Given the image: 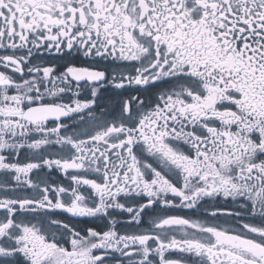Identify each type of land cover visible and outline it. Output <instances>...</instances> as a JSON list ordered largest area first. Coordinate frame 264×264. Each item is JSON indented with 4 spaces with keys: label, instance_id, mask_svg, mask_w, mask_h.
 I'll use <instances>...</instances> for the list:
<instances>
[{
    "label": "snow or ice",
    "instance_id": "obj_1",
    "mask_svg": "<svg viewBox=\"0 0 264 264\" xmlns=\"http://www.w3.org/2000/svg\"><path fill=\"white\" fill-rule=\"evenodd\" d=\"M0 264H264V0H0Z\"/></svg>",
    "mask_w": 264,
    "mask_h": 264
},
{
    "label": "flooded vegetation",
    "instance_id": "obj_2",
    "mask_svg": "<svg viewBox=\"0 0 264 264\" xmlns=\"http://www.w3.org/2000/svg\"><path fill=\"white\" fill-rule=\"evenodd\" d=\"M44 55H45V57L47 58V54L45 53ZM53 179H55V177H53ZM116 219H117L118 221H119V220H122V219H126V214H125L124 217L117 216Z\"/></svg>",
    "mask_w": 264,
    "mask_h": 264
}]
</instances>
